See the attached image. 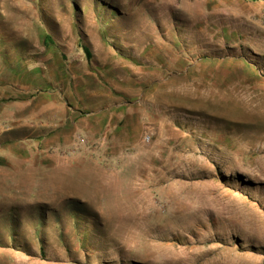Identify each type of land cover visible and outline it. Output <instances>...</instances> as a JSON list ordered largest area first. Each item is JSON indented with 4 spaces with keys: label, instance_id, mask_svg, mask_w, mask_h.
Masks as SVG:
<instances>
[{
    "label": "rangeland",
    "instance_id": "obj_1",
    "mask_svg": "<svg viewBox=\"0 0 264 264\" xmlns=\"http://www.w3.org/2000/svg\"><path fill=\"white\" fill-rule=\"evenodd\" d=\"M0 264H264V0H0Z\"/></svg>",
    "mask_w": 264,
    "mask_h": 264
}]
</instances>
